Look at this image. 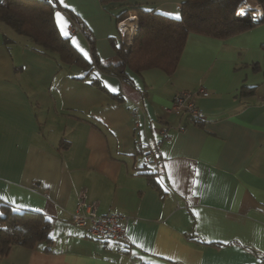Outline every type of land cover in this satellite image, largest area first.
I'll return each mask as SVG.
<instances>
[{"label":"crops","instance_id":"crops-1","mask_svg":"<svg viewBox=\"0 0 264 264\" xmlns=\"http://www.w3.org/2000/svg\"><path fill=\"white\" fill-rule=\"evenodd\" d=\"M183 1L61 5L93 33L99 57L111 59L112 38L138 35V15L119 18L129 4L180 17ZM57 11L62 33L89 55L83 29L70 34L75 21ZM2 23L0 199L51 218L52 241L14 245L0 264H264V22L225 38L191 31L173 73L131 71L145 94L124 100L77 78L80 66L32 50L30 39ZM97 73L111 92L136 94L118 77ZM200 86L209 91L195 97L200 124L167 110L176 92ZM159 142L152 166L163 190L141 172L137 148ZM82 189L98 200L99 213L122 215L123 241L93 238L73 223Z\"/></svg>","mask_w":264,"mask_h":264},{"label":"trees","instance_id":"trees-1","mask_svg":"<svg viewBox=\"0 0 264 264\" xmlns=\"http://www.w3.org/2000/svg\"><path fill=\"white\" fill-rule=\"evenodd\" d=\"M51 0H0V22L9 25L20 35L30 39L31 49L41 54L56 57L59 64H76L82 68L79 79L87 80L116 99L125 97L142 98L144 92L137 89L130 72L141 73L147 68H161L168 73L175 70L188 34L193 31L218 38H225L264 22L262 18L248 13L245 5L237 8L246 0H184L181 3L180 17H171L145 9L137 4H129L119 15L124 19L130 13L139 17L138 35L131 41L111 39L115 54L111 59L99 57L96 40L85 23L68 6ZM104 3L117 0H101ZM124 1V0H119ZM264 10V0H255ZM61 9L76 21L83 29L90 45V54L83 52L73 43L71 35L65 36L55 17ZM244 9V10H243ZM247 14V15H246ZM72 34V33H70ZM118 77L127 88H135L131 96L124 90L111 92L97 73ZM250 89V88H249ZM247 87L242 88L245 93ZM189 119V118H188ZM189 121L200 124L202 121ZM161 145V143H160ZM157 161H159V149ZM138 150L145 158L149 147L138 143ZM145 160L141 172L149 184L163 190L157 177L156 166ZM51 218L44 213L26 207H18L12 202L0 199V254L6 255L14 245L28 248L44 241L50 243ZM94 238V237H93ZM109 238H103L108 241ZM120 241H123L120 240Z\"/></svg>","mask_w":264,"mask_h":264},{"label":"built area","instance_id":"built-area-1","mask_svg":"<svg viewBox=\"0 0 264 264\" xmlns=\"http://www.w3.org/2000/svg\"><path fill=\"white\" fill-rule=\"evenodd\" d=\"M56 2L55 0H51ZM239 16H243L241 13ZM70 33L74 34L81 31L80 25L75 21L69 26ZM197 95L208 96L209 91L200 86L197 90H181L174 94L172 104L167 108L168 111L177 115H186L194 121H202L203 113L198 107L195 97ZM136 119L141 118L139 108L132 111ZM167 138V136H165ZM159 142L156 146L149 147L145 153V160L149 163L157 162ZM98 200H88L87 192L82 189L79 192L77 209L72 215L74 224L86 228L88 234L94 238H109L120 241L125 238V228L122 215L116 212L99 213Z\"/></svg>","mask_w":264,"mask_h":264},{"label":"rangeland","instance_id":"rangeland-1","mask_svg":"<svg viewBox=\"0 0 264 264\" xmlns=\"http://www.w3.org/2000/svg\"><path fill=\"white\" fill-rule=\"evenodd\" d=\"M244 5H248V7H249V12L251 13V14H254L253 12H255L256 10H257V7H261V8H263L262 7V5L260 4V3H257L255 0H246V1H244V3L243 4H241L238 8H237V10H236V15H240V10L242 9H240V7H242V6H244ZM255 6H257V7H255ZM255 15V14H254ZM256 17H258V16H256ZM2 24H4V26H5V28H7V30L9 31V32H12V33H10V34H15V35H17L18 33L16 32V31H14L9 25H7V24H5V23H2ZM17 36H19L20 38H25V39H27L28 37L27 36H25V35H20V34H18ZM22 36V37H21ZM29 39V38H28Z\"/></svg>","mask_w":264,"mask_h":264},{"label":"snow or ice","instance_id":"snow-or-ice-1","mask_svg":"<svg viewBox=\"0 0 264 264\" xmlns=\"http://www.w3.org/2000/svg\"><path fill=\"white\" fill-rule=\"evenodd\" d=\"M60 3L61 4H63L64 3V0H60ZM55 17L58 19V20H63L64 18L62 17V15H61V12H59V11H57V12H55ZM66 22V21H65ZM64 35L65 36H67L68 35V32H64ZM79 47V46H78ZM80 51L81 52H84V50L81 48L80 49ZM84 55H87V53L86 52H84ZM112 91H117V89L116 88H112ZM166 167H167V165H166ZM193 175H194V177H195V179H193L192 180V185H193V187H195V186H197L198 184H199V175H200V173H199V170L198 169H194L193 170ZM195 211V210H194Z\"/></svg>","mask_w":264,"mask_h":264},{"label":"bare ground","instance_id":"bare-ground-1","mask_svg":"<svg viewBox=\"0 0 264 264\" xmlns=\"http://www.w3.org/2000/svg\"><path fill=\"white\" fill-rule=\"evenodd\" d=\"M255 7H257V6H255ZM246 8L249 10L248 5H245V9H246ZM243 10H244V9H243ZM256 12H257L256 14H257L258 16H260V17L263 15V11H262V9H261L260 7L257 8ZM241 14H243V13H241ZM131 18H132V17H131ZM136 22H137V20H136ZM128 24L133 25V22H132L131 20H129V21H128Z\"/></svg>","mask_w":264,"mask_h":264},{"label":"clouds","instance_id":"clouds-1","mask_svg":"<svg viewBox=\"0 0 264 264\" xmlns=\"http://www.w3.org/2000/svg\"><path fill=\"white\" fill-rule=\"evenodd\" d=\"M248 12H249V10L247 11V14H248ZM247 14H246V15H247ZM253 15H254V14H253ZM243 16H244V15H243ZM257 16H258V15H257ZM258 18H260V16H258Z\"/></svg>","mask_w":264,"mask_h":264},{"label":"water","instance_id":"water-1","mask_svg":"<svg viewBox=\"0 0 264 264\" xmlns=\"http://www.w3.org/2000/svg\"><path fill=\"white\" fill-rule=\"evenodd\" d=\"M250 13V12H249ZM264 14V13H263ZM263 16V15H262ZM262 16L260 18H262Z\"/></svg>","mask_w":264,"mask_h":264}]
</instances>
